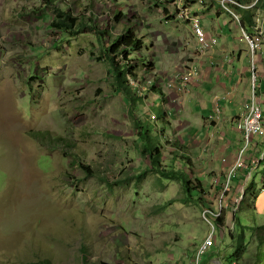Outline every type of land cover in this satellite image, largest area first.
Masks as SVG:
<instances>
[{
	"label": "rangeland",
	"instance_id": "374dc122",
	"mask_svg": "<svg viewBox=\"0 0 264 264\" xmlns=\"http://www.w3.org/2000/svg\"><path fill=\"white\" fill-rule=\"evenodd\" d=\"M176 1L0 0V264H227L222 249L230 253L225 239L235 214L245 212L240 222L250 232L264 224L263 197L244 198L247 185L238 187L234 178L221 199L223 186L214 183L229 175L222 160L232 138L219 151L218 134L200 118L183 134L186 141L178 122L183 115L164 98L169 86L161 83L186 70L183 60L197 50ZM58 6L87 29L74 35L51 27ZM173 8L175 16L165 17ZM104 49L134 67L129 81L137 99L118 92L101 59ZM143 125L153 145H161L162 165L205 188L200 206L187 199L182 183L150 170ZM238 143L231 148L241 151L245 143ZM253 145L243 168L262 163L252 175L258 191L264 188V144L247 159ZM204 203L225 215L223 234ZM209 236L215 244L198 258ZM237 264L256 260L249 255Z\"/></svg>",
	"mask_w": 264,
	"mask_h": 264
},
{
	"label": "crops",
	"instance_id": "0c3cea01",
	"mask_svg": "<svg viewBox=\"0 0 264 264\" xmlns=\"http://www.w3.org/2000/svg\"><path fill=\"white\" fill-rule=\"evenodd\" d=\"M55 1L57 2V0ZM196 1L197 2L194 4H188V2H186L185 5L191 8L193 13L201 18L202 26L208 39H216L217 43L214 48L208 51L207 55L196 57L195 54L198 52V44L193 34L194 39L191 40V44L196 45L197 50L191 54L189 53L183 62L187 60L189 65L188 67H190V65L197 67L200 71V77L193 80L183 91H179L176 88H168L166 91L164 90V98H169V104H172V106L176 108L177 114L185 117H178L180 132H182L181 136H183L185 132L191 130L193 127L192 124L196 119L198 122L203 119V125L208 127L209 130H214L218 134V139L215 141L216 143L214 144V147L220 143V147H217L219 151L220 148L225 147V145L226 148H229L230 153L225 157L227 158L229 168L224 167L229 170L230 166L233 165L238 153L240 152L237 147L231 148L232 141L235 140L237 143L243 141L241 133L237 130L236 122L243 112V104L249 99L251 93L250 76L252 59L248 45L242 35V27L250 33H253L256 30L257 17L261 16L264 20V0H261L257 7L254 6L253 8L246 10L241 9L239 12L237 10L241 19L245 12L250 11L253 13L255 15L253 19L255 22V28L254 26L251 27L248 24L242 26V24L237 22L231 14L227 12L224 13L220 0ZM258 1L259 0H246L244 4L250 6L255 3L257 4ZM171 4L173 5L172 1L170 2V6ZM174 8L173 11L172 9H167L165 17L167 16L169 18L170 16L172 19V17L175 16L174 10L176 9ZM176 11H178L177 17L180 18L182 10L180 9ZM93 13H95V11ZM172 22L175 23L176 21ZM187 28L192 30L190 24ZM158 35H161V33ZM185 40L189 42V37L185 38ZM256 63L262 77L261 87L258 90V93L264 105V45L256 56ZM164 72L167 71L165 70ZM184 72L185 70L181 73ZM171 77L172 76L169 75L166 76L167 81L164 80L161 84L163 85L164 83H168L169 85L172 81ZM161 84L160 86H162ZM209 89L213 95L207 94V90ZM215 96L219 97V101H215ZM156 97H160V95H156ZM202 104L207 105V108L204 109ZM194 106H197V110ZM164 108H166L165 103ZM200 109H203V115L199 112ZM208 109H211V112L208 111ZM217 109L219 112H217ZM189 137L194 138V135L189 134ZM220 137H222L223 142H220L222 140ZM229 137H231L232 140L229 141L228 144L224 145V140H228ZM183 138L186 141L191 140L190 138H185L184 136ZM212 139H216L214 134H212ZM212 139L209 137L207 142H211ZM263 144L264 139L256 141L255 145H253L255 154L251 151V154L247 157V159H253L254 156L257 155V151L261 150L259 147ZM184 145H186V143ZM217 154L218 153L215 154L216 157ZM261 165L262 163H260V166L257 165L251 169L242 167L239 171V175L237 176L240 180L236 181L234 184L238 187L239 185L241 187L253 185L251 183V180H253V172L260 168ZM252 192H260V194L258 193L259 196L257 200H260L262 199L261 197H263L262 201H259L263 204L264 188L263 190L258 189L257 191L256 186H253ZM249 196L250 194L247 195V197Z\"/></svg>",
	"mask_w": 264,
	"mask_h": 264
},
{
	"label": "trees",
	"instance_id": "16d2710c",
	"mask_svg": "<svg viewBox=\"0 0 264 264\" xmlns=\"http://www.w3.org/2000/svg\"><path fill=\"white\" fill-rule=\"evenodd\" d=\"M188 1L189 0H184V3L186 4V2H188ZM237 1L241 4H244L246 2V0H237ZM260 1L261 0H259L257 2L255 7H257V5L260 3ZM50 4H52V3H50ZM233 8L236 11L238 10V12H239V10L241 11V8H239L236 5H234ZM69 15L66 14L65 10H63L62 7L58 6V8L56 9V18L58 17V19L56 20V18H55L52 20L51 27H53L54 29L56 28L58 30L65 29L68 31V33H71L74 35H77V34L81 33L83 30L87 29L86 27H83L84 24L80 25L77 28V24H78L77 18L72 17V16L70 18H68ZM254 17H255V15L253 13H251L250 11L245 12V14L242 16V19H241L242 26H245V24H248L249 26H251V27L254 26V28H255V24H254L255 22L253 21ZM74 29H76V31H74ZM78 29H80V30H78ZM96 31H97L99 37L102 38L105 36V32H103V31L99 32L97 29H96ZM99 42L102 44L103 40H99ZM139 44L140 43L137 41V43H136L137 49H141ZM101 59H104L107 63H109V65L112 69L111 75H115V78H116L115 85L118 89V92L122 93L123 96L127 97L128 99L129 98L137 99L136 97L131 95L133 92L131 90V85H130V81H129L130 76L134 75V74L131 75V72H133L134 67L132 66V69H131V65H130V69H127L128 68V67H126L127 65L126 64L125 65L120 64V62H118L117 55H111L109 50H107V49L103 50V57H101ZM167 118H168V115H166V119ZM145 128H146L145 126L142 127V129L144 131L140 132L139 135H140V139L142 140V143L145 145L144 149H143V155L145 157L148 156L149 160H151L150 170H156L158 172V174H160L162 177H164L166 179L177 180L180 183H182V186L188 195L187 199H191V200L195 201L197 203L196 205L200 206L201 192L202 193L206 192L205 188H203L202 185H200L199 183H198L199 184L198 186L196 184H193L194 180L190 179L184 171H180L177 169H170V168L168 169V168L164 167L162 165V161L160 159V156L162 155V151L160 149L161 145H159L160 147L159 146L156 147L153 145V143H152L153 142V140H152V134L153 133L150 130H148L147 128L146 129ZM85 168L89 169L87 167H85ZM240 169H239V171H240ZM235 179H236V181L240 180L239 177H237V176L235 177ZM221 181L219 183V187L222 185ZM251 183L253 185H250L247 188H245L244 198L247 197L248 194H250V197L253 198L255 201H257L260 192H258L259 194L252 192L253 186H255L254 179L251 181ZM197 189L200 190V194L198 197H196L194 195V191ZM215 189L217 191L219 190V188H217V187ZM204 206L208 207V209L211 212L216 213V208H215L214 203L213 204L212 203H204ZM252 210H253V212H255L254 207H252ZM244 213L245 212L240 213V214H235V220H234L232 231L231 230L227 231V235H226L227 238L225 239V243H226L225 245L230 244V247H229L230 253L225 254L224 248H223L222 249V254H224L223 257H224L227 264H237V263L241 262L244 259V257L251 255L252 257L255 258L256 264H264V256H263L264 253L262 254L261 257L259 256V252L264 247V224L260 225V226H256L255 228H252L253 231L250 232L251 230H249L248 227H245L244 225H242L240 222V215L241 214L244 215ZM211 219L214 220V222L217 224V226L219 228L218 236L220 235V232H221V234H223L224 232H223L222 228L225 227V223H226L225 215L221 214L218 217L212 216ZM237 223L240 224V229L238 231L236 230V228H237L236 224ZM249 234H251V236ZM227 242H229V243H227ZM221 243H223V237L221 239ZM84 260L86 262H88L89 258L85 256ZM47 264H51V263L48 261ZM205 264H206V262H205Z\"/></svg>",
	"mask_w": 264,
	"mask_h": 264
},
{
	"label": "built area",
	"instance_id": "2783aa9c",
	"mask_svg": "<svg viewBox=\"0 0 264 264\" xmlns=\"http://www.w3.org/2000/svg\"><path fill=\"white\" fill-rule=\"evenodd\" d=\"M177 1L179 2V5L177 7H181L182 10L181 17L185 19V21H188L190 23L193 33L197 39L198 57L207 55L208 51L214 48V46L216 45L217 43L216 39L213 38L208 39L205 30L202 26L200 17L194 14L192 9L185 5L184 0H177ZM220 4L221 7L229 14H231L232 17L239 23H241V16L233 8V6L236 5L241 9H250L256 5V3L250 6L241 4L237 0H220ZM256 23H257L256 30L253 33L248 32V30L242 27V35L248 45L250 56L252 59L251 76H250V82H251L250 97L243 104V112L236 122L237 130L241 133L245 145L238 153L237 158L235 159L233 165L230 166L231 169H229L230 171L228 170L229 175L221 185L223 186L221 199L225 198V193L231 191L230 183L236 177L237 171H239V169L244 166V153L256 141L264 139V105L258 93V90L261 87L262 77L260 75L259 68L256 63V56L264 44L263 18H261V16H258L256 19ZM199 77H200L199 69H197V67L192 65L188 67L184 73H177L174 77H172V81L168 86L169 88H176L179 91H183L193 80ZM134 84L136 85V87L141 86L140 83H134ZM152 85L153 83L149 82V85L146 86V89H149ZM214 99L215 101H219L218 96H215ZM217 112H219L218 109ZM152 119L157 120L158 116L156 114H153ZM261 160H264V152H262ZM222 161L224 163H227V158H224ZM214 183L216 185H219L220 179H215ZM208 212L210 215L214 217H218L221 215L220 212L218 213H213L211 211ZM206 213L207 212H205V214ZM214 244H215L214 237L209 236L203 243L202 247L199 249L198 258H201L203 254L207 253L214 246Z\"/></svg>",
	"mask_w": 264,
	"mask_h": 264
}]
</instances>
